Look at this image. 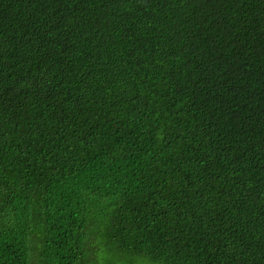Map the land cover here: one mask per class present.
Listing matches in <instances>:
<instances>
[{
	"label": "trees",
	"instance_id": "trees-1",
	"mask_svg": "<svg viewBox=\"0 0 264 264\" xmlns=\"http://www.w3.org/2000/svg\"><path fill=\"white\" fill-rule=\"evenodd\" d=\"M264 264V0H0V264Z\"/></svg>",
	"mask_w": 264,
	"mask_h": 264
},
{
	"label": "rangeland",
	"instance_id": "rangeland-1",
	"mask_svg": "<svg viewBox=\"0 0 264 264\" xmlns=\"http://www.w3.org/2000/svg\"><path fill=\"white\" fill-rule=\"evenodd\" d=\"M128 261V264H141V261L140 260H130V259H127Z\"/></svg>",
	"mask_w": 264,
	"mask_h": 264
}]
</instances>
